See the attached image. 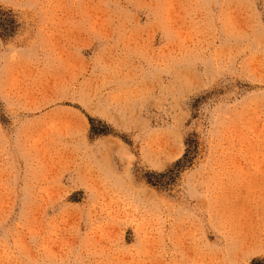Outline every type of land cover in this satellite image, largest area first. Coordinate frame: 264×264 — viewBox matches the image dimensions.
<instances>
[{
  "label": "rangeland",
  "instance_id": "374dc122",
  "mask_svg": "<svg viewBox=\"0 0 264 264\" xmlns=\"http://www.w3.org/2000/svg\"><path fill=\"white\" fill-rule=\"evenodd\" d=\"M0 264H264V0H0Z\"/></svg>",
  "mask_w": 264,
  "mask_h": 264
}]
</instances>
